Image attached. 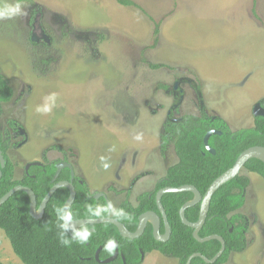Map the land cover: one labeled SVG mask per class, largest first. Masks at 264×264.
Instances as JSON below:
<instances>
[{
    "label": "rangeland",
    "instance_id": "obj_1",
    "mask_svg": "<svg viewBox=\"0 0 264 264\" xmlns=\"http://www.w3.org/2000/svg\"><path fill=\"white\" fill-rule=\"evenodd\" d=\"M129 1L0 0L26 13L0 19V74L13 91L0 133L11 135L15 180L29 163L66 158L112 209L135 207L177 162L172 142L160 148L170 108L198 116L202 100L230 132L253 126L264 104V0ZM52 93L55 107L37 113ZM240 173L247 247L225 264H264V179ZM0 263L22 264L1 230ZM142 264L178 262L153 252Z\"/></svg>",
    "mask_w": 264,
    "mask_h": 264
},
{
    "label": "trees",
    "instance_id": "obj_2",
    "mask_svg": "<svg viewBox=\"0 0 264 264\" xmlns=\"http://www.w3.org/2000/svg\"><path fill=\"white\" fill-rule=\"evenodd\" d=\"M117 1L124 6L132 4L129 0ZM12 95V89L0 74V116L1 105L8 103ZM198 98L201 100V97ZM173 111L174 107L168 111L161 139L164 145L169 139L173 140L178 163L167 169L165 177L156 185V192L164 187L177 188L191 185L203 196L210 184L230 169L243 151L254 146L264 147L263 117H253L251 128L230 132L222 120L204 113L202 100L198 116L175 118ZM211 130L221 133L211 136L208 141L209 146L215 150L214 155L209 154L203 145L205 134ZM3 136L4 134L0 133V151L4 159V167L0 169V198L12 188L23 186L34 193L38 206L53 186L50 182L54 172L53 165L46 166L44 171L39 167H31L28 175L24 174L22 179L15 180V167L6 156L8 146ZM244 170L264 179V164L259 160L247 161ZM78 181H74L76 195L68 209L71 213V219L68 220L107 217L105 202L102 199L97 202L93 200L87 184L82 180ZM248 184L247 177L239 175L222 185L211 198L207 218L198 237L216 235L223 239L225 250L214 264H225L232 253H242L247 247L245 232L248 230V224L237 212L244 205ZM68 196L66 189L56 190L39 219L30 217V201L24 192L14 193L0 206V230L22 264H97L93 256L101 247L99 258H105L106 254H109L105 250V244L109 240L117 242L119 250L125 256L126 264H140L139 249L143 253L156 251L167 258L178 260V264H185L187 258L194 253L212 259L220 250V243L216 240L198 243L192 237V230L181 223L178 212L183 204L192 199L191 193L165 194L161 197L160 203L170 228V236L164 242L153 239L149 225L143 234L134 240L121 237L111 224L82 226L75 229L67 227L58 219L56 209L63 207ZM89 206L94 211L102 209L100 215L90 213ZM120 211L125 215L116 214ZM148 211L158 213L155 193H152L151 197L148 195L140 197L136 207L124 201L115 210L113 217L129 232L134 233L138 225V217ZM198 215V205L186 209L184 213L190 223L196 222ZM61 223L64 225L63 230L59 227ZM89 227H93L96 231L89 236L87 243L82 245L72 239L73 230ZM62 239H69L71 242L69 245H64L61 243ZM88 258L90 261L86 260ZM191 264L205 263L195 258Z\"/></svg>",
    "mask_w": 264,
    "mask_h": 264
},
{
    "label": "water",
    "instance_id": "obj_3",
    "mask_svg": "<svg viewBox=\"0 0 264 264\" xmlns=\"http://www.w3.org/2000/svg\"><path fill=\"white\" fill-rule=\"evenodd\" d=\"M252 115L253 117H263L264 118V108L261 107L260 103H257L254 105L252 109ZM213 135H220V132L212 130L209 131L203 138V144L207 152L210 154H214L215 151L209 147L208 145V140L211 136ZM251 159H256L259 160L264 164V147L260 146H254L246 149L243 151L235 160L234 164L232 167L228 170H226L224 173H222L219 177H217L207 188L205 191L204 195L201 196L200 193L197 191V189L193 186L190 185H184L180 186L177 188H171V187H165L161 190H159L156 195H155V202L157 206V210L159 212V215L163 221L164 228H165V237H161L159 233V225H160V218L157 214L152 213V212H147L139 216L138 218V228L137 230L132 233L129 232L121 223L117 222L114 219H109V218H103V219H82V220H77V221H69V220H62V222L70 228H80L84 225H101V224H111L113 225L119 232L120 236L129 239V240H134L141 236L146 228L147 222L150 219L152 221V235L155 241L157 242H164L168 239L170 235V229H169V224L166 219L165 212L162 208V205L160 203L161 197L165 194H179V193H191L193 198L192 200L186 202L183 204L178 212L179 218L181 223L190 228L192 230V237L194 240H196L198 243H206L209 241L216 240L220 243V250L219 252L212 258V259H207L206 257L202 256L199 253L192 254L191 256L188 257L187 261L185 264H191V261L195 258L201 259L205 264H214L223 254L225 250V245L224 241L221 237L216 236V235H211L207 236L204 238L198 237V233L203 227L205 220L207 218L208 210H209V205L211 198L213 194L225 183L228 181L234 179L235 177L240 175V172L244 169V166L247 161ZM30 165H37V164H29L26 166V169L29 168ZM4 167V159L0 153V169ZM0 179H1V170H0ZM60 188H67L69 190V197L64 203L63 207L65 211H68L70 206L72 205L74 199H75V190L74 187L70 183L66 182H61L54 184L43 200L41 201L40 205L38 206V209L36 208L37 203H36V198L34 196V193L23 186H16L12 188L9 192H7L2 198H0V206L4 204L14 193L16 192H24L30 201L29 204V215L33 219H39L41 218L44 209L49 202L50 198L52 195L56 192V190ZM200 204V210H199V215L198 219L194 223H190L186 220L184 213L185 210L188 208H191L195 206L196 204ZM65 206H67L65 208ZM61 216H63V213H61ZM117 255V251L115 252V255L112 257L114 259ZM97 256V254H96Z\"/></svg>",
    "mask_w": 264,
    "mask_h": 264
},
{
    "label": "flooded vegetation",
    "instance_id": "obj_4",
    "mask_svg": "<svg viewBox=\"0 0 264 264\" xmlns=\"http://www.w3.org/2000/svg\"><path fill=\"white\" fill-rule=\"evenodd\" d=\"M13 92V91H12ZM198 93V92H197ZM12 97H13V95H12ZM198 97H201V96H199L198 95ZM11 100H12V98H11ZM10 100V101H11ZM9 101V102H10ZM8 102V103H9ZM8 103H5V104H2L1 105V108H2V106L3 105H6V104H8ZM261 105V104H260ZM264 106V104H262L261 105V107L262 108H264L263 107ZM2 110V109H1ZM15 130V129H14ZM212 131V130H211ZM216 131V130H215ZM219 132V131H218ZM208 133V132H207ZM206 133V134H207ZM1 134H4V136H3V138L5 139V142H6V144H7V146H8V138H9V136H11V135H8L7 133H5V132H3V133H1ZM205 134V135H206ZM221 134V133H220ZM17 135L20 137V138H23V140L20 142V144H19V146H21V145H24V143L26 142V140H27V137H26V135H25V133H24V131L23 130H18V133H17ZM160 139H161V137H160ZM209 141V140H208ZM170 142H172V144H173V151H174V153H175V150H174V143H173V140L172 139H169L168 140V143L166 144V145H164L163 143H162V139H161V145H160V148H161V151L163 152L165 149H166V147H167V145L170 143ZM204 145V144H203ZM209 145V144H208ZM10 147H12V146H10ZM210 147V146H209ZM205 148V147H204ZM211 148V147H210ZM213 149V148H212ZM206 150V149H205ZM214 150V149H213ZM9 151H10V148H9V146H8V149H7V152H6V156L8 157V159L11 161V159H10V157H9ZM215 151V150H214ZM0 153H1V151H0ZM209 153V152H208ZM210 154V153H209ZM215 154V153H214ZM214 154H211V155H214ZM1 155H2V153H1ZM175 155H176V153H175ZM3 157V156H2ZM176 157H177V155H176ZM178 163V158H177V162L175 163V164H177ZM29 164H37V165H30L29 166V168H27L26 169V166L27 165H29ZM29 164H27L26 166H25V168H24V173H23V175L24 174H26V175H28V172H29V170H30V168L31 167H39V168H42L43 169V171H44V169H45V167L46 166H49V165H53V169H54V172H53V175H52V179H51V183L54 185V184H57V183H63V182H66V183H70L73 187H74V181L75 180H77L78 181V179L79 178H77L76 176H75V171H74V168H73V165L68 161V159H66V158H62L60 161H57V162H55V161H51V162H33V163H29ZM174 164V165H175ZM173 166V165H172ZM14 167H15V165H14ZM171 167V166H170ZM169 167V168H170ZM244 170V169H243ZM167 171V170H166ZM245 171V170H244ZM14 173H15V168H14ZM166 173V172H165ZM241 174V173H240ZM166 175V174H165ZM165 175H164V177H165ZM15 176V175H14ZM23 177V176H22ZM163 177V178H164ZM22 179V178H21ZM80 180L81 179H79V181L78 182H80ZM82 181H84V180H82ZM160 181V180H159ZM158 181V182H159ZM156 185H157V183H156ZM156 185H155V187H154V190L151 192V193H148V194H145V195H148L149 197H151V195H152V193H155V195H156V193L159 191H157L156 192ZM191 186V185H190ZM194 187V186H193ZM89 188V187H88ZM165 188V187H164ZM60 189H66L67 191H68V194H69V190L67 189V188H60ZM163 189V188H162ZM74 190H75V188H74ZM161 190V189H160ZM198 191V190H197ZM89 192H90V190H89ZM199 192V191H198ZM91 193V192H90ZM75 195H76V192H75ZM91 195H92V197H93V200H95L96 202L97 201H99V200H103L104 202H105V205H106V209H107V217H102V218H95V219H103V218H109V219H114V220H116L114 217H113V214H114V212H115V210L124 202V201H127L129 204H130V202L128 201V199H124L122 202H120L118 205H117V207L115 208V209H112L111 207H108V205L110 204V202H109V200H108V198H107V196L105 195V194H102V193H91ZM201 195V194H200ZM204 195V194H203ZM126 196H127V194H126ZM144 196V195H143ZM202 196V195H201ZM69 197V196H68ZM142 197V196H141ZM140 198V197H139ZM192 198H193V196H192ZM139 200V199H138ZM192 200V199H191ZM155 204H156V202H155ZM40 205V204H39ZM38 205V206H39ZM131 205V204H130ZM137 205H138V201H137ZM136 205V206H137ZM196 205H198L199 206V210H200V204L198 203V204H196ZM38 206H36V208L38 209ZM135 206V207H136ZM132 207H134V206H132ZM157 207V206H156ZM158 211V210H157ZM148 212H152V213H155V214H157L158 216H159V218H160V225H159V233H160V236L161 237H165V228H164V224H163V221H162V219H161V217H160V215H159V212L158 213H156V212H154V211H148ZM144 213H147V212H144ZM143 213V214H144ZM142 215V214H141ZM140 215V216H141ZM139 218V217H138ZM79 220H82V219H79ZM75 221H77V220H75ZM117 221V220H116ZM118 222V221H117ZM120 223V222H119ZM194 223V222H193ZM105 224H107V223H105ZM152 222L150 223V219L148 220V222H147V225H146V228L148 227V225L151 227V231H152ZM84 226H97V225H84ZM137 228H138V225L136 226V230H137ZM145 228V229H146ZM161 229H163V231L161 232ZM170 229V228H169ZM88 230L93 234V233H95V229L93 228V227H89L88 228ZM232 230V229H231ZM230 230V231H231ZM145 231V230H144ZM200 232V231H199ZM153 236V235H152ZM170 236V235H169ZM169 238V237H168ZM154 239V238H153ZM116 244H117V242H116ZM100 249H101V247H99V249L95 252V254H94V256H93V258H94V261L97 263V264H126V260H125V256L123 255V253L119 250V248H118V245H117V248L113 251V253L112 254H106V257L105 258H102V259H100L99 258V252H100ZM117 251V255H116V257L114 258V259H112V257L115 255V252ZM153 252H155V253H158V252H156V251H152V252H149V253H143L142 251H141V249H139V253H140V264H142V262L144 261V259H145V255H147V254H150V253H153ZM96 254H97V256H96ZM158 254H160V253H158ZM194 254H196V253H194ZM161 256H163L162 254H160ZM163 257H165V256H163ZM165 258H167V257H165ZM170 259H173V258H170ZM188 259V258H187ZM87 261H90V258H88V259H86ZM176 260V259H175ZM187 261V260H186ZM177 262H178V260H177Z\"/></svg>",
    "mask_w": 264,
    "mask_h": 264
},
{
    "label": "clouds",
    "instance_id": "obj_5",
    "mask_svg": "<svg viewBox=\"0 0 264 264\" xmlns=\"http://www.w3.org/2000/svg\"><path fill=\"white\" fill-rule=\"evenodd\" d=\"M22 15H26L23 6L20 3H16L15 5H9L7 7H5L4 9L0 10V19H12L16 16H22ZM45 103L43 105H39L36 107L35 111L37 113L40 114H48L52 111L53 107H55V100H56V94L52 93L48 96H46L45 98ZM135 140L140 141L142 140V134L138 133L135 137ZM101 160V166L104 169H107L108 167H110L109 163L107 162L105 157H100ZM67 206H65L66 208ZM108 207H111V205L109 204ZM88 211L90 213H92L93 215H100L102 209H97V210H93L91 208V206L88 207ZM57 212V217L59 220H68L71 219V213L68 211H65L64 208H57L56 209ZM61 213H63V216H61ZM117 215H125V213H123L122 211L116 213ZM59 227L63 230L64 225L61 223L59 225ZM64 232V231H63ZM65 233V232H64ZM92 233L87 229H81V230H73V236L72 239L78 241L80 244H85L87 243L89 236ZM70 240L69 239H62L61 243L64 245H69L70 244ZM117 248V244L114 240H109L106 244H105V250L109 253L112 254L113 251Z\"/></svg>",
    "mask_w": 264,
    "mask_h": 264
},
{
    "label": "bare ground",
    "instance_id": "obj_6",
    "mask_svg": "<svg viewBox=\"0 0 264 264\" xmlns=\"http://www.w3.org/2000/svg\"><path fill=\"white\" fill-rule=\"evenodd\" d=\"M152 221L150 220V223H151Z\"/></svg>",
    "mask_w": 264,
    "mask_h": 264
}]
</instances>
